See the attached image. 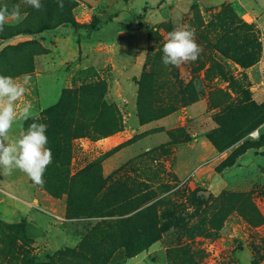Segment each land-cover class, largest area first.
Instances as JSON below:
<instances>
[{
    "label": "rangeland",
    "instance_id": "obj_1",
    "mask_svg": "<svg viewBox=\"0 0 264 264\" xmlns=\"http://www.w3.org/2000/svg\"><path fill=\"white\" fill-rule=\"evenodd\" d=\"M94 1L95 5L91 6L83 0H63L61 10L57 0H42L44 9L37 11L26 5L24 0H0V7L7 5L9 10L15 5L20 6V15L9 17L3 31H0V74L15 78L25 88L24 95L16 104L17 111L25 103H30L40 119L43 111L58 102L62 91L74 85L73 80L78 73L91 68L93 74L105 83V101L117 107L123 128L98 141L77 140L79 153L71 161L70 172L80 170L101 154L121 145L114 155L101 164L103 177L143 156V161L135 162L136 171L126 175L136 176L140 181L156 174L153 188L164 182H172V178H175L185 191L198 192L209 202L201 209L205 212L196 211L197 206H189L188 201L182 216H192L189 222L195 226L206 219L208 221L201 228L215 232L210 238L197 235L189 241L185 231L171 228L163 233L159 241L135 257L125 259L122 253H117L107 264H264V151L260 149L264 143L261 140L264 136V119L259 122L264 118V111L255 109V121L247 122L257 125L245 137L253 143V148L239 156L237 165L217 171L218 165L236 146L218 153L205 137L209 131L203 137L199 134L208 124H212L213 129L217 127L212 119L221 111L209 105L207 94L210 88L226 85L204 80V72L196 71L200 65L196 61L166 66L161 59L168 33L177 24L195 31L202 22L210 21L217 14L223 16L229 13V18L235 22L233 27L237 26L239 20L256 26L263 44L264 31L255 22L259 16L256 15L254 1ZM124 11L123 16L129 22H122L136 32L122 37L120 33L123 27L118 26L116 21L112 24L109 22L115 16L116 20ZM142 11L144 19L141 17ZM68 14L79 27L73 29L70 24L61 23L62 16ZM138 21L141 29L137 28ZM91 24L96 31L89 28ZM42 25L50 29L35 33ZM6 29L28 30L32 34L2 39L5 38ZM235 33L239 36L241 31L236 30ZM242 36L243 33L240 38ZM200 55L199 62L205 64L208 53L204 57ZM220 60L225 64L227 73L232 72L237 76L241 72L239 68L233 72L235 65L231 61ZM242 72L245 74L244 70ZM143 73L151 75L152 85L158 92L157 97L153 98L155 101L167 103L174 99L180 85L188 82L194 83L202 95L193 103L196 104L195 108L188 109L193 104L180 107L166 116L167 119L161 121L162 125L158 121L153 128L149 125L142 129L140 127L144 124L139 123L136 102L137 83ZM246 78L251 87L247 75ZM254 90L249 88L252 101L251 92ZM28 124V121L18 118L13 133L9 135V142L16 139L15 132L25 129ZM254 132L258 133V138L251 135ZM162 170L169 176L161 175ZM27 191L31 200L25 197ZM157 193L160 194L159 190ZM219 196L222 198L216 200ZM65 205V196H50L19 169L11 173L0 170V221L5 224L23 222L37 254L76 248L90 229V221L66 220ZM221 217V224L217 220L212 225L219 226V230L212 229L209 222ZM0 264L6 263L0 259Z\"/></svg>",
    "mask_w": 264,
    "mask_h": 264
},
{
    "label": "trees",
    "instance_id": "obj_2",
    "mask_svg": "<svg viewBox=\"0 0 264 264\" xmlns=\"http://www.w3.org/2000/svg\"><path fill=\"white\" fill-rule=\"evenodd\" d=\"M60 21L70 24L73 29L80 26L69 14L62 16ZM234 25L229 13L223 16L217 14L210 21L202 22L194 31L202 52L200 57L208 53L205 64L196 60L200 64L196 71H203V79L208 82L217 81L226 85L212 87L207 94L209 105L213 109L220 108L221 111L212 119L217 127L205 137L218 153L236 146L218 165L217 171L233 166L241 154L253 148V143L245 137L257 125L255 122L254 125L247 122L255 121V109L264 111V102L256 104L251 100L250 85L242 72L258 63L262 57L260 32L256 26L241 20L237 22V26L233 27ZM89 28L96 30L93 24ZM49 29V26L42 25L35 33ZM236 30L243 33L242 38L241 34L236 36ZM21 34L32 32L6 29L5 38L2 39ZM221 58L235 65L233 72L237 68L241 72L237 76L232 72L227 73ZM73 84L71 88L64 89L58 102L40 116L39 122L48 125L47 146L52 151L53 159L44 173L43 185L38 186L54 198L66 197V220H85L92 222V225L76 248L39 255L32 247L33 240L28 236L23 222L5 224L0 221V259L6 264H107L117 253H122L125 259L135 257L159 241L163 233L171 228L185 231L189 241L194 240L197 235L203 238L214 235L215 232L201 228L208 220H201L199 227L190 224L192 216H182L188 201L189 206H197L196 211L205 212L201 209L209 202L199 196L198 192L185 191L175 178H172L174 184L164 182L153 188L154 181L157 180L156 174L140 181L136 176L126 175L136 171L135 162L143 161V156L103 177L101 164L114 155L121 145L101 154L80 170L70 172L71 161L79 153L77 140L98 141L123 128V120L117 107L105 101V83L93 74L91 68L79 72ZM137 85L136 107L141 125L162 119L180 107L189 106L202 95L194 83L188 82L180 85V91L174 99L167 103L155 101L153 98L157 97L158 92L152 85L150 73H143ZM148 98L150 101H147ZM263 119H259V122ZM28 123L32 121L29 120ZM262 139L264 140V136ZM166 174L164 170L161 171V175ZM220 198L222 197L219 196L216 200ZM222 219L223 217L213 218L209 222L212 229L219 230V226L212 225L217 220L221 224Z\"/></svg>",
    "mask_w": 264,
    "mask_h": 264
},
{
    "label": "clouds",
    "instance_id": "obj_3",
    "mask_svg": "<svg viewBox=\"0 0 264 264\" xmlns=\"http://www.w3.org/2000/svg\"><path fill=\"white\" fill-rule=\"evenodd\" d=\"M24 3L37 11L44 9L42 0H24ZM57 5L62 10L63 0H57ZM19 15V5L13 6L11 10L7 5L0 7V31H3L9 17ZM200 52L194 31L177 24L168 33L161 59L166 66H178L181 63L195 62ZM24 93L25 88L15 78L0 74V170L11 173L12 170L19 169L36 185L42 186L44 173L53 159L52 151L47 146L48 125L39 122L30 103H25L17 111L16 104ZM18 118L24 122L31 120L32 123L26 129L15 132L16 139L9 142V135L13 133V126Z\"/></svg>",
    "mask_w": 264,
    "mask_h": 264
},
{
    "label": "crops",
    "instance_id": "obj_4",
    "mask_svg": "<svg viewBox=\"0 0 264 264\" xmlns=\"http://www.w3.org/2000/svg\"><path fill=\"white\" fill-rule=\"evenodd\" d=\"M175 1L177 2L178 0H175ZM253 1L255 3L256 15L259 16V18L257 20L255 18V22L260 24L261 29L264 31V0H253ZM128 5H129V3H128ZM128 5H127V10H128ZM126 11L122 12L119 15V17L116 18V20H114L116 16L113 17L112 22L109 23V24H112L113 22L114 23L117 22L116 24L118 26L123 27V31L120 33L121 35H123L122 37H125L126 35H130V34L133 35L136 32V31H133V28L131 26H127L128 24H125L124 22H122V20L129 22L123 16ZM174 11H175V14H176L177 13L176 10H174ZM179 11L180 10H178V12ZM141 17H143V19H144V11H142ZM139 24H140V21L137 22V28L141 29L142 27H140ZM244 72L248 76V79L250 80V83L252 84L250 88L251 89L255 88V90L251 92L252 93L251 96H252L253 101L255 103H257V104H262L264 102V37H263V44H262V57H261L260 61L258 63H256V64H254L253 66L245 69ZM195 107H196V104H193V105L189 106L188 109L190 110V109H193ZM201 108H202V106H201ZM164 119H167V117L159 119V120H156V121H153L151 123L149 122L147 124H144L140 128L144 129L145 127H147L149 125H151V127L153 128L156 125L155 123L158 122V121L162 125L161 121L164 120ZM211 129H213V125L212 124H208L207 126H205V130H203V132H201L199 135L203 137V134H205L206 132L210 131ZM192 137L194 138V136H192ZM202 137L195 139V141L198 140V139H202ZM260 149H262L264 151V143L261 145ZM239 161H240V157L237 158V160L235 161V164L237 165V163ZM261 161L262 160H260V162ZM3 187H7V185H4ZM26 195H28V196H26ZM25 197H27L28 200H31V198H32L28 191L26 192ZM28 206L32 207V205H30V204H28Z\"/></svg>",
    "mask_w": 264,
    "mask_h": 264
},
{
    "label": "water",
    "instance_id": "obj_5",
    "mask_svg": "<svg viewBox=\"0 0 264 264\" xmlns=\"http://www.w3.org/2000/svg\"><path fill=\"white\" fill-rule=\"evenodd\" d=\"M84 2H86L87 4L94 6L95 5V1L94 0H83Z\"/></svg>",
    "mask_w": 264,
    "mask_h": 264
},
{
    "label": "built area",
    "instance_id": "obj_6",
    "mask_svg": "<svg viewBox=\"0 0 264 264\" xmlns=\"http://www.w3.org/2000/svg\"><path fill=\"white\" fill-rule=\"evenodd\" d=\"M251 135L254 136L255 138H258V133L257 132H254Z\"/></svg>",
    "mask_w": 264,
    "mask_h": 264
}]
</instances>
